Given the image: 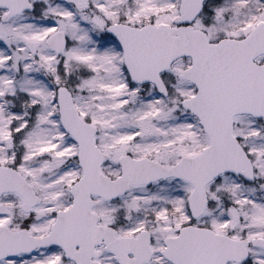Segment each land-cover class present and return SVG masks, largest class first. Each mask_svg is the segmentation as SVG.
<instances>
[{"label": "snow or ice", "instance_id": "snow-or-ice-1", "mask_svg": "<svg viewBox=\"0 0 264 264\" xmlns=\"http://www.w3.org/2000/svg\"><path fill=\"white\" fill-rule=\"evenodd\" d=\"M0 264H264V0H0Z\"/></svg>", "mask_w": 264, "mask_h": 264}]
</instances>
